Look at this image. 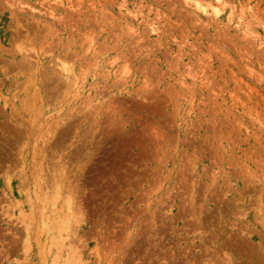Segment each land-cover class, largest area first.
<instances>
[{
	"label": "rangeland",
	"instance_id": "1",
	"mask_svg": "<svg viewBox=\"0 0 264 264\" xmlns=\"http://www.w3.org/2000/svg\"><path fill=\"white\" fill-rule=\"evenodd\" d=\"M0 264H264V0H0Z\"/></svg>",
	"mask_w": 264,
	"mask_h": 264
},
{
	"label": "bare ground",
	"instance_id": "2",
	"mask_svg": "<svg viewBox=\"0 0 264 264\" xmlns=\"http://www.w3.org/2000/svg\"><path fill=\"white\" fill-rule=\"evenodd\" d=\"M197 3H199V2H197ZM197 5V4H196ZM15 135V134H14ZM15 136H17V135H15ZM67 194V193H66ZM62 200V199H61ZM67 202L71 205V203H70V200H67ZM62 207V206H61ZM67 207L69 208V206H68V204H67ZM71 209V208H70ZM9 211V210H8ZM74 213V212H73ZM75 214V213H74ZM71 215V214H70ZM73 215V214H72ZM77 215V214H76ZM64 216V215H63ZM65 217V216H64ZM71 217H73V216H71ZM69 221V220H68ZM65 223V222H64ZM69 228V227H68ZM64 229V228H63ZM62 230V229H61ZM65 230V229H64ZM66 233H68L67 231H66ZM67 236V235H66ZM46 242V241H45ZM19 248V247H18Z\"/></svg>",
	"mask_w": 264,
	"mask_h": 264
}]
</instances>
